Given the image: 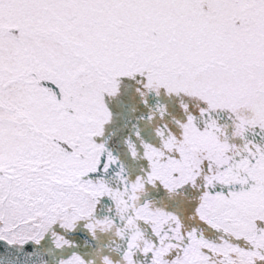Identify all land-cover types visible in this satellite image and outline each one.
Returning a JSON list of instances; mask_svg holds the SVG:
<instances>
[{
    "label": "snow or ice",
    "instance_id": "snow-or-ice-1",
    "mask_svg": "<svg viewBox=\"0 0 264 264\" xmlns=\"http://www.w3.org/2000/svg\"><path fill=\"white\" fill-rule=\"evenodd\" d=\"M0 264H264V0H0Z\"/></svg>",
    "mask_w": 264,
    "mask_h": 264
}]
</instances>
